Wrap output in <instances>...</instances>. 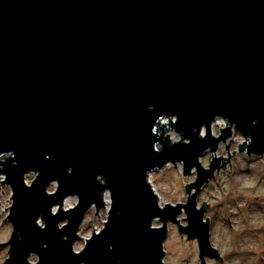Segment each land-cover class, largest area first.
<instances>
[{"label":"water","instance_id":"95a60500","mask_svg":"<svg viewBox=\"0 0 264 264\" xmlns=\"http://www.w3.org/2000/svg\"><path fill=\"white\" fill-rule=\"evenodd\" d=\"M232 130L239 152L264 155V0H0L3 264H164L169 223L199 264L222 263L197 196L230 156L199 160ZM169 164L196 177L185 203L161 206L148 177ZM105 198L102 228L74 251Z\"/></svg>","mask_w":264,"mask_h":264},{"label":"rangeland","instance_id":"374dc122","mask_svg":"<svg viewBox=\"0 0 264 264\" xmlns=\"http://www.w3.org/2000/svg\"><path fill=\"white\" fill-rule=\"evenodd\" d=\"M221 129L218 125H212V135L217 137ZM169 136L174 141L178 139L173 133ZM242 141L241 134L232 130V135L226 142L220 143L214 152H205L199 160L202 167L207 169L212 158L221 156L227 159L229 153L231 166L226 162L224 169L219 167L197 196V207H201L203 202L209 206L204 219L208 218L210 221V243L218 250L222 259V263L206 259L208 264H264V155L249 156L246 151L239 152L238 145ZM225 145L228 146V152ZM33 176L30 173L26 177L27 183ZM195 177L194 170L183 175L181 164H176V167L169 164L164 169L149 174L148 181L161 206L176 205L185 203V185L193 182ZM4 180L5 176L0 175V244L9 240L12 230L5 219L12 204L11 190L7 184H2ZM54 188L55 184L50 185L48 192H52ZM68 199L63 205L64 209L74 207L77 202L75 197ZM107 209L108 205L98 211L97 215L94 208L86 213L78 232L80 238L73 245L74 251H79L84 241L102 227ZM184 218V213L178 217L181 224H185ZM159 225L158 221L153 223L155 227ZM163 250L164 264H199L196 241L181 236L171 223L168 224ZM7 252L8 247L0 248V264L7 258ZM29 260L35 262L37 258L32 255Z\"/></svg>","mask_w":264,"mask_h":264},{"label":"built area","instance_id":"2783aa9c","mask_svg":"<svg viewBox=\"0 0 264 264\" xmlns=\"http://www.w3.org/2000/svg\"><path fill=\"white\" fill-rule=\"evenodd\" d=\"M173 121H174V120L172 119V122H173ZM219 121H222V120H217V121H215L212 125H215V123H216V122H219ZM222 122H223V121H222ZM224 122H225V121H224ZM168 123H169L168 120L162 119L161 121H159V123H158V127L160 128L161 125H162V126H166V125H168ZM225 124H226V123H225ZM216 125H217V124H216ZM225 127H227V125L224 126V127H222V128H225ZM211 130H212V126H211ZM170 133H173V132H172V131H169V132H167L166 134L170 135ZM173 134H174V133H173ZM174 135H176V134H174ZM176 136H177V135H176ZM177 137H178V136H177ZM178 139H179V138H178ZM178 139H177V140H178ZM170 140H171L172 142L177 141V140H175V141L172 140L171 137H170ZM243 141H244V140H243ZM243 141H242V143H243ZM242 143H241V144H242ZM27 176H28V175H27ZM27 176H26V177H27ZM33 177H34V176H33ZM32 179H33V178H32ZM32 179L27 183L26 178H25V182H26V184L29 185L30 182L32 181ZM50 193H51V192H50ZM103 223H104V222H103ZM102 226H103V224H102ZM101 228H102V227H101ZM101 228H100V229H101ZM100 229H97V230L95 231V233L99 232Z\"/></svg>","mask_w":264,"mask_h":264},{"label":"bare ground","instance_id":"6f19581e","mask_svg":"<svg viewBox=\"0 0 264 264\" xmlns=\"http://www.w3.org/2000/svg\"><path fill=\"white\" fill-rule=\"evenodd\" d=\"M216 124H217L219 127H224V126H226V124H225L224 121H223V122H222V121L216 122L215 125H216ZM68 200H69V199H66V200L64 201V205L68 202ZM105 204L107 205V200H106V198H105Z\"/></svg>","mask_w":264,"mask_h":264}]
</instances>
